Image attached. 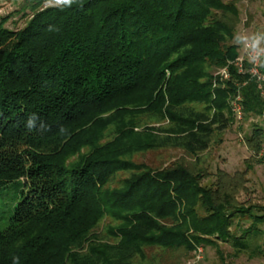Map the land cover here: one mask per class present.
<instances>
[{"label": "trees", "instance_id": "1", "mask_svg": "<svg viewBox=\"0 0 264 264\" xmlns=\"http://www.w3.org/2000/svg\"><path fill=\"white\" fill-rule=\"evenodd\" d=\"M30 12L18 32L0 21V190L21 180L28 189L0 231V264H134L147 248L221 254V243L264 259V206L236 200L239 180L220 173L206 188L203 173L136 162L158 150L208 152L234 125L239 94L247 120L264 116L258 84L232 66L238 8L33 0ZM226 67L222 83L214 72ZM247 140L259 153L264 129Z\"/></svg>", "mask_w": 264, "mask_h": 264}, {"label": "rangeland", "instance_id": "2", "mask_svg": "<svg viewBox=\"0 0 264 264\" xmlns=\"http://www.w3.org/2000/svg\"><path fill=\"white\" fill-rule=\"evenodd\" d=\"M223 1L239 10V17L232 19L242 50L246 43L243 36L251 37L264 32V0ZM32 2L0 0V21L5 20L6 28L12 32L23 30L31 16ZM261 47L264 48V44ZM219 71L214 72L215 77ZM255 126L264 129V118H245L241 123L235 121L221 142L215 143L208 152L199 156H192L183 150H158L137 156L136 162L154 170L184 166L195 173H203L205 178L202 186L206 188L216 185L220 173H224L239 180L232 181L229 188L239 203L264 206V163L260 159V152H254L247 140ZM27 191L22 180L0 190V231L9 227L15 208ZM199 249L189 252L185 249L163 251L147 248L145 256L138 258L134 264H264V259H251L247 254L236 256L227 244H220L221 254L211 247L203 248L201 260L198 259Z\"/></svg>", "mask_w": 264, "mask_h": 264}, {"label": "built area", "instance_id": "3", "mask_svg": "<svg viewBox=\"0 0 264 264\" xmlns=\"http://www.w3.org/2000/svg\"><path fill=\"white\" fill-rule=\"evenodd\" d=\"M255 55L256 53H254L251 48V40H249L247 43L244 44L239 58L234 64H232V66H234L237 72L241 75L249 74L256 81L259 86V89L264 95V67H260L259 61H257L256 63L250 62ZM262 58H264V56H262ZM216 77L219 78L222 83L230 81V68L226 67L224 69H221L217 73ZM231 108L235 121L239 123L243 122L245 119V112L243 107V97L241 94L235 97L232 102ZM262 118H264V116ZM260 159L264 163V148L260 151ZM198 252L200 254L198 259L201 260L203 248H200Z\"/></svg>", "mask_w": 264, "mask_h": 264}, {"label": "clouds", "instance_id": "4", "mask_svg": "<svg viewBox=\"0 0 264 264\" xmlns=\"http://www.w3.org/2000/svg\"><path fill=\"white\" fill-rule=\"evenodd\" d=\"M48 4H55L57 6L61 7H71L73 4L77 2V0H46ZM243 39L247 43L249 39H251V48L256 55L252 58L250 62L256 63L259 61L260 67H264V48L261 47L262 44H264V32L256 33L252 35L251 37L243 36ZM38 124V117L35 113H33L31 116L28 117V119L25 122V128L27 131L32 132L33 130L37 129ZM48 129V126L44 124L43 122L39 123V130L40 131H46ZM61 132L64 131V128L61 127Z\"/></svg>", "mask_w": 264, "mask_h": 264}, {"label": "crops", "instance_id": "5", "mask_svg": "<svg viewBox=\"0 0 264 264\" xmlns=\"http://www.w3.org/2000/svg\"><path fill=\"white\" fill-rule=\"evenodd\" d=\"M261 118V117H260ZM260 118H258V119H260Z\"/></svg>", "mask_w": 264, "mask_h": 264}]
</instances>
